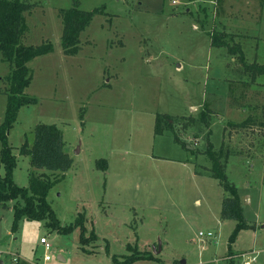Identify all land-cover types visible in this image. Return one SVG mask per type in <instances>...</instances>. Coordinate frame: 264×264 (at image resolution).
Listing matches in <instances>:
<instances>
[{"label":"rangeland","instance_id":"obj_1","mask_svg":"<svg viewBox=\"0 0 264 264\" xmlns=\"http://www.w3.org/2000/svg\"><path fill=\"white\" fill-rule=\"evenodd\" d=\"M24 1L32 7L21 43H51L54 51L28 64L25 93L38 102L21 108L8 134L18 159L14 182L28 186L33 169L19 150L26 139L33 142L36 125L57 126L73 164L47 201L62 227L85 213V236L94 232L97 241L81 245V229L63 235L28 219L13 233L9 201L0 205V261L42 264L44 238L52 247L45 264H112L111 256L130 254L128 247L157 260L134 264H229L235 223L220 219L228 195L209 170L211 141L216 153L221 146L229 153L222 158L228 181L239 189L246 222L256 226L236 238L233 261L253 248L252 264H264V76L252 81L235 56L211 46L209 35L228 33L249 63L263 64L264 0H79L82 10L102 12L80 34L75 56L63 53L59 16L72 0ZM9 71L0 60V125ZM202 110L207 127L198 121ZM157 115L172 117V132L154 133ZM249 116L255 124L234 126ZM43 172L58 175L34 171ZM199 232H214L215 239ZM16 253L21 261L12 260Z\"/></svg>","mask_w":264,"mask_h":264},{"label":"trees","instance_id":"obj_2","mask_svg":"<svg viewBox=\"0 0 264 264\" xmlns=\"http://www.w3.org/2000/svg\"><path fill=\"white\" fill-rule=\"evenodd\" d=\"M72 7L60 9L62 34L61 42L63 53L66 56H75L80 50V34L90 26V22L96 14H100L102 9L95 8L93 11H85L80 8L79 0H72ZM31 7L24 0H0V60L9 65V73L5 77L8 87L4 93L7 103L4 112V120L0 125V164L3 168L4 176H0V205L6 206L7 202L15 201L12 206L13 220L11 231L16 233L19 229V223L23 219L31 221H45V226L60 234H68L74 229H81L80 243L87 245L97 241L94 232L89 237L85 236L86 227L84 225L85 213H80L73 223L66 226H60L54 210L47 201L49 190L63 179L64 173L71 168L72 158L65 152V142L63 135L55 125L38 124L34 128V140L29 144L28 139L19 150V155L30 158V166L34 171L47 170L55 175L53 179L47 173L37 175L31 170L29 173L28 186L19 187L14 182V169L17 167V157L13 155L12 148L9 144V131L17 122L18 113L23 106L37 104L38 100L28 96L25 90L32 82V73L28 66L30 61L40 56L50 54L54 51L51 43H44L38 47L25 45L21 39L26 33L25 13L30 12ZM104 8V7H102ZM211 46L225 48L227 52L235 56L242 66V71L250 75L251 80L255 81L258 76H264V63L259 64L256 61L249 63L244 56L240 44H230L227 37L230 35L224 32H212L209 34ZM198 121L204 126H208V113L202 110L199 114ZM172 117L169 115H157L154 126V133L162 134L164 130L172 132ZM264 120V118H263ZM191 121H194L192 118ZM255 119L251 116L235 127L246 128L255 124ZM264 127V121L260 123ZM165 126V127H163ZM176 141L182 143V140L176 137ZM184 147V146H183ZM222 148V146H221ZM216 153L213 150L211 141H207L205 155L211 162L210 173L219 185L228 195L222 200L220 219L223 221H233L235 227L228 238V252L226 260L229 264H234L232 245L242 231L256 228L255 225L248 224L244 217V205L239 195L238 188L228 181L224 160L229 157V153ZM103 168H106V162L100 161ZM99 167V163L97 164ZM22 202V205L21 203ZM130 254L111 256L112 264H134L139 261H157L149 253H143L137 248L128 247ZM121 258V259H120ZM159 264H162L158 261Z\"/></svg>","mask_w":264,"mask_h":264},{"label":"crops","instance_id":"obj_3","mask_svg":"<svg viewBox=\"0 0 264 264\" xmlns=\"http://www.w3.org/2000/svg\"><path fill=\"white\" fill-rule=\"evenodd\" d=\"M239 190V189H238ZM249 201V200H248ZM197 203L199 202V201H196ZM244 210H245V207H244ZM19 227V226H18ZM262 227V229H264V226H261ZM240 235V234H239ZM254 241V240H253ZM258 242L256 243V241H254L253 242V244H254V246H260V245H264V242H262L263 240H261V241H259V240H257ZM261 242H262V244H261ZM237 243H238V241H237ZM202 249L204 248L203 246L201 247ZM159 250H161V249H159ZM251 252V253H250ZM253 252H254V249L252 248L250 251H249V255L247 254L248 252H240V253H237V254H235V259H236V262H234V264H239V260H238V258H241V260H243V264H245V262L246 261H248L250 264H252V261H255L256 260V254H253ZM253 256H252V255ZM17 257H18V259L21 261V259H20V256H19V254L18 253H16L15 254ZM57 260L59 261V262H64V258H63V256L61 255V254H58L57 255ZM62 260V261H61ZM239 261V262H238ZM41 262H42V264H45L43 261H42V259H41ZM28 263H31V262H28ZM0 264H3V261H0Z\"/></svg>","mask_w":264,"mask_h":264},{"label":"built area","instance_id":"obj_4","mask_svg":"<svg viewBox=\"0 0 264 264\" xmlns=\"http://www.w3.org/2000/svg\"><path fill=\"white\" fill-rule=\"evenodd\" d=\"M198 236L202 239L204 238L205 241L211 242L213 239H215V235L214 232H199ZM40 245L42 247H44V255L42 257V261L44 263L48 262L51 260V255H50V250L52 249V247H50V245L47 243L46 239L42 238L39 241ZM14 262L18 261V257L16 255H13V259ZM245 264H250L249 262H245Z\"/></svg>","mask_w":264,"mask_h":264}]
</instances>
